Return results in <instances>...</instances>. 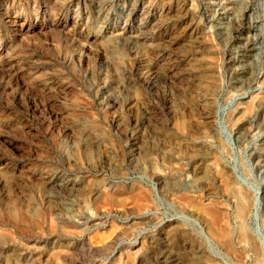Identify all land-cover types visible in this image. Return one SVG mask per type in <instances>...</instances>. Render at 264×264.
<instances>
[{"label": "rangeland", "instance_id": "1", "mask_svg": "<svg viewBox=\"0 0 264 264\" xmlns=\"http://www.w3.org/2000/svg\"><path fill=\"white\" fill-rule=\"evenodd\" d=\"M217 1L224 34L214 0H0V264H264V0Z\"/></svg>", "mask_w": 264, "mask_h": 264}, {"label": "bare ground", "instance_id": "2", "mask_svg": "<svg viewBox=\"0 0 264 264\" xmlns=\"http://www.w3.org/2000/svg\"><path fill=\"white\" fill-rule=\"evenodd\" d=\"M209 6H210L211 10L215 12L214 16L211 18V21L214 22V20H215V22H217L216 24L218 25V27L217 26L216 27H217V30L219 32H221L223 34L227 33V31L225 30L228 26L226 24V21L228 22L230 20V18H232V16L230 15V11L232 10V8H230V7H232L233 4L228 2L227 5H225V3H219L217 0H214V2L209 3ZM237 19L238 18H236L234 21H236ZM256 50H257V48H256V43L254 40L240 39L239 46L237 47V49L235 51V59H234V64H235L234 69H235V73L237 74V76L242 77V78H247L248 75H252V73L250 74V71L248 70V68L250 67V62L253 59L254 53L256 52ZM236 117H237V115H236ZM237 119H239V118H237ZM244 127H245V123H244V125L239 123L237 130H242V128H244ZM238 135H240V133H238ZM225 186H227V185L225 184ZM233 193H234V198L237 200V208H238V214L237 215L241 219V221L243 222L252 213V210L250 208V198L248 196L249 194L247 191H246V194L242 193L241 190H239L237 187L233 188ZM247 196H248V198H247ZM256 199L254 202H252V207L254 208L253 214H255V215L257 213H259V209H260L259 204H258V200H256ZM214 221L216 223V220H214ZM214 225H216V224H214ZM243 233H242V235H243ZM243 239L245 241H251V239L249 237H244ZM226 240H228V239L226 238ZM241 241H242V239H241Z\"/></svg>", "mask_w": 264, "mask_h": 264}]
</instances>
